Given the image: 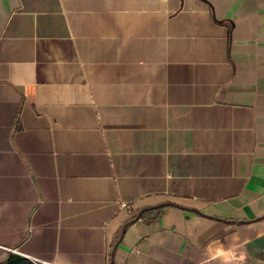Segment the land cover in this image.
<instances>
[{
    "label": "crops",
    "instance_id": "obj_1",
    "mask_svg": "<svg viewBox=\"0 0 264 264\" xmlns=\"http://www.w3.org/2000/svg\"><path fill=\"white\" fill-rule=\"evenodd\" d=\"M263 213L264 0H0V264H264Z\"/></svg>",
    "mask_w": 264,
    "mask_h": 264
},
{
    "label": "built area",
    "instance_id": "obj_2",
    "mask_svg": "<svg viewBox=\"0 0 264 264\" xmlns=\"http://www.w3.org/2000/svg\"><path fill=\"white\" fill-rule=\"evenodd\" d=\"M23 256L25 257L26 255H23ZM26 258H28L32 262V264H55L52 261L41 260L35 257H26Z\"/></svg>",
    "mask_w": 264,
    "mask_h": 264
},
{
    "label": "water",
    "instance_id": "obj_3",
    "mask_svg": "<svg viewBox=\"0 0 264 264\" xmlns=\"http://www.w3.org/2000/svg\"><path fill=\"white\" fill-rule=\"evenodd\" d=\"M140 212L141 211L137 212L136 215L133 217V219H131L129 222L134 221L139 216ZM260 217H264V213ZM212 218H214V217H212ZM215 219L220 220L222 222H229L228 220H223V219H220V218H215ZM243 222H245V221L244 220L236 221L237 224L243 223Z\"/></svg>",
    "mask_w": 264,
    "mask_h": 264
}]
</instances>
